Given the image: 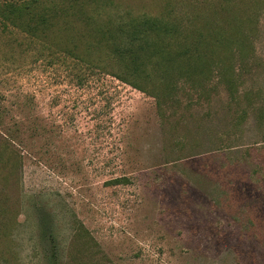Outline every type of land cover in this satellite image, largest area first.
<instances>
[{"label": "rangeland", "instance_id": "1", "mask_svg": "<svg viewBox=\"0 0 264 264\" xmlns=\"http://www.w3.org/2000/svg\"><path fill=\"white\" fill-rule=\"evenodd\" d=\"M34 7L29 31L0 14V264H264V0ZM145 17L226 60L133 87L111 39Z\"/></svg>", "mask_w": 264, "mask_h": 264}, {"label": "trees", "instance_id": "2", "mask_svg": "<svg viewBox=\"0 0 264 264\" xmlns=\"http://www.w3.org/2000/svg\"><path fill=\"white\" fill-rule=\"evenodd\" d=\"M36 5L37 0H3L0 1V14L18 29L29 31ZM127 27L128 30L120 31L117 41L111 39L109 56L118 67L111 74L135 88L147 91L139 82H151L155 74L162 85L160 92L166 95L173 89L176 74L204 86L214 67L220 68L226 60L217 49L223 41L218 33L197 31L190 35L179 30L178 22L168 23L158 17L136 19L127 23ZM228 82L232 87V75ZM194 89L198 88L194 85ZM151 92L155 94L156 91ZM50 263L58 264L56 253L51 256Z\"/></svg>", "mask_w": 264, "mask_h": 264}]
</instances>
